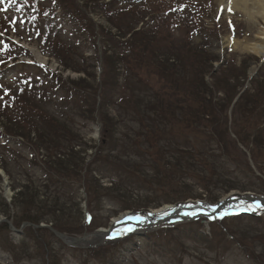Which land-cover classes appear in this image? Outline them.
Segmentation results:
<instances>
[{"label":"rangeland","instance_id":"obj_1","mask_svg":"<svg viewBox=\"0 0 264 264\" xmlns=\"http://www.w3.org/2000/svg\"><path fill=\"white\" fill-rule=\"evenodd\" d=\"M99 1L0 0V218L14 222L24 213L11 204L19 191L26 196L36 191L42 209L34 207L33 213L81 228L77 235L82 236L107 229L124 213L146 217L165 206L176 207V212L186 202L214 205L242 193L264 196V59L232 44L252 42L264 27L260 17L247 12L255 11L252 1L251 10L245 11L243 0H233L230 10L226 0H118L116 6L124 9L143 2L146 9L151 4L158 10L152 16L161 12L155 19L149 15L145 26L150 28L149 37L158 41L151 44L156 58L169 59L176 68L185 65L188 55L167 51L171 42L196 54L192 56L196 65L189 69L205 75L213 90L212 96L208 90L206 101L210 99L208 105L219 119L214 115L200 129L176 133L181 123L174 130L165 127L152 109L146 111L150 120L141 124L147 125L145 132L133 118H120L112 105L108 111L117 122L112 140H103L102 122L93 121L88 110L93 92L99 94L105 45L98 34L95 42L89 40L81 27L87 21L101 34L109 28L103 10L92 5ZM64 7L80 22L65 14ZM181 24L183 30L178 29ZM54 39H60L58 52L50 42ZM35 53L47 61L38 60ZM56 55L69 58V65ZM86 57L92 58L84 61ZM57 79L80 96L64 97ZM150 81V93L170 97L168 82ZM245 85L248 88L235 106V96ZM139 91L146 96L132 100L129 108L149 100L155 105L146 90ZM82 95L87 102L82 103ZM192 99L195 103L198 95ZM22 100L36 103V111H46L53 120L21 113ZM165 108L167 113L166 104ZM169 145L172 151L176 147L184 151L177 154L180 159H171L179 161L174 168L164 166L168 157L155 156ZM254 210L257 219L179 221L153 230L136 229L110 241L90 237L75 247L62 244L51 232L34 235L25 227L18 234L2 226L0 264H264V209Z\"/></svg>","mask_w":264,"mask_h":264},{"label":"trees","instance_id":"obj_2","mask_svg":"<svg viewBox=\"0 0 264 264\" xmlns=\"http://www.w3.org/2000/svg\"><path fill=\"white\" fill-rule=\"evenodd\" d=\"M92 1L94 2L96 0ZM116 3L117 2L115 1L104 3V1L101 0V2L99 1V3L96 2L94 6L96 10L97 8L103 10L107 21L110 23V26L112 28L117 30L118 35L117 38L116 34H113L110 28H104L102 29L103 34L100 33V38H102L101 40H103L105 45L102 60L103 74L98 85L99 94L93 92V96L91 97L93 105H90L92 109H88L90 115L94 116H92L93 121L96 122L97 118H99L102 122V130L104 132L103 140H112L114 137L113 134L117 122H115V117H112L108 111V109L112 105L117 107L116 113H118V116L120 118H122L123 120H127L131 117L136 123H139L140 125L142 124V122L145 121L147 123V121L150 120V116L147 115L146 111L153 109L155 115L163 120L161 121V123L165 127H167V125H171L172 129L174 130L177 127L176 124L178 122L181 123L182 127L179 129V131H176V133H185L186 129H194L195 127H197L196 129H200L204 127L203 125H206L205 121L210 122V118L214 115V119L218 120V112L215 111V108L212 109L211 105H208L210 103V99L209 101H206V94H209V92H211L212 96L213 90L209 88V85L204 80L205 75L203 76V73L200 72L197 68L193 72L189 69L196 65V63L194 62V57H192L196 54L187 49L185 45L171 42L172 45L167 46V51L172 53V56H181L182 53L188 55L186 57H189L187 58L189 62L186 59L185 65L182 64L180 69L176 68L177 64L175 65L174 62H169V59L166 62H164L163 60H159L158 58H156V49L152 48L151 46V44H157L158 41L152 40L149 37V31L146 30L145 27L141 28L140 30H135L138 22H140L136 16L140 17V19L142 20V16L147 12H144V14L142 15L141 11L138 10L125 11L123 10V8H116ZM127 35H129V37L125 38ZM121 38H125L126 40H122ZM169 39L170 37L167 38V40ZM173 43L176 44L175 47L173 46ZM137 46H139V48L135 50L134 48H136ZM137 50L142 51V54L137 52ZM131 55L132 58L130 57ZM135 55L137 57H134ZM63 56L65 57L67 56V54ZM58 57L62 60V63H64L65 65H69V63H67L69 58L63 59V57ZM121 68L123 69L122 71H120ZM79 69L80 68H77L76 70ZM152 78L154 80L157 79L158 82H168V86L170 87L168 90H172V92L168 93L170 94V97L168 96L166 98L162 96L158 91H156V93L149 92L150 90H153V88L150 86V79ZM74 83L75 82L73 81L72 84ZM196 84L197 87H195ZM139 89H142L144 91L146 90L148 94H150L155 99V105L152 103V101L149 100L148 102L140 106L135 103V106L131 105L129 108L127 104L132 102V100L135 101L136 99H142L144 98L143 96H146V94L143 91H139ZM72 93H74V91L70 92V94ZM119 93H121L122 95L121 97L119 96L118 99L116 98V96ZM75 94H77V96L72 95L73 98L80 96V94H78L77 92ZM141 94H143V96H141ZM195 95H198V100L193 103L194 100L192 98ZM81 98L82 103L88 101L84 97V95H82ZM165 104L167 106V110L169 109L167 113L165 112ZM21 107L24 108L21 110L22 112H35L36 116L39 119H43L44 121H47L48 119L51 121L53 120L46 111H36V103L31 104L25 100H22ZM172 107L180 110L178 114L177 112L173 111ZM212 110L214 113H211ZM142 128H145L146 131H144L148 132V129H146L147 125H145V127L142 126ZM59 135L61 137L65 136V134L63 133ZM116 147L117 145H115V148ZM183 152L184 151H181L178 147H176L174 151H172V146L169 145L166 146L165 150H160L159 152H157L160 156L158 154H155V156L159 157L160 159L168 157L169 159L166 161L164 166L166 165L174 168V166L177 165L179 161H172L171 159H180L177 154H184ZM154 163L158 164L156 160H154L153 164ZM66 168L64 169L66 170ZM37 197L38 194L36 191L30 196H26V193L22 191L17 192L11 204L13 208L22 209L24 213H20L21 217H18V220L16 219V221L13 222V225L18 227V225L20 226L22 222H31L34 224H38L44 221L46 223H52L53 226L59 231L69 234L79 233V230L81 228L74 229L67 227V225L60 224L59 220L57 219L56 221H54L53 218L52 220L48 221V219L45 217L46 213H40L42 216L33 213L31 210L34 207L39 206L36 202ZM5 206L8 210L9 205L5 204ZM38 208L42 209V207L40 206ZM243 218L257 219V217L247 216ZM2 226L3 228L8 229V225H6L5 223H3L0 228ZM28 229L31 230V233L34 235H37L42 231H47V229L35 230L32 227H28Z\"/></svg>","mask_w":264,"mask_h":264},{"label":"bare ground","instance_id":"obj_3","mask_svg":"<svg viewBox=\"0 0 264 264\" xmlns=\"http://www.w3.org/2000/svg\"><path fill=\"white\" fill-rule=\"evenodd\" d=\"M232 1L233 0H226L225 1L228 9L231 8ZM250 1H252V5L255 7V11L251 12L248 10V9H250V8H248L249 0H243V3H245V5H243L244 9H246L245 11L248 10L247 12H250L251 16H253V17H256V16L260 17L264 23V0H250ZM259 32L260 33L255 37V39L252 42H249V43L247 42L246 44H244V43L239 42V41H235V42L233 41L232 42V44H234L233 47L238 48V50L241 49L242 51L249 52L251 54L260 55L264 59V27ZM37 58L41 61H44V62L47 60L45 57H42L39 54H37ZM125 215H126V213L122 214L118 218L124 217ZM118 218H116V219L118 220ZM113 220H115V219H113ZM129 231H130V229H129ZM101 235H103L102 232H101Z\"/></svg>","mask_w":264,"mask_h":264},{"label":"water","instance_id":"obj_4","mask_svg":"<svg viewBox=\"0 0 264 264\" xmlns=\"http://www.w3.org/2000/svg\"><path fill=\"white\" fill-rule=\"evenodd\" d=\"M247 199L248 200H251V198H247ZM257 199H258L259 202H261V203L264 204V199L263 198H257ZM172 217H173L172 215L165 216L164 218L158 220L157 222H153L152 224L150 223L149 226H151V228H152L153 226H157L159 224L164 223L166 220L172 219ZM3 221L6 222V223H8V225H10V227L13 230H15L17 232H20L21 231V230H18L16 228H14L13 225H11V222L8 219H6V218H0V223L3 222ZM45 226L47 228H49L58 238H60L62 241H64L67 244H70V245H77L80 242L85 241L88 237L98 236V235L100 236L101 235V233L95 232V233L88 234V235H85V236H82V237L68 236V235H66L64 233H58L54 228H52V227H50V226H48L46 224L34 225V227H36V228L45 227ZM101 236H103V235H101Z\"/></svg>","mask_w":264,"mask_h":264},{"label":"snow or ice","instance_id":"obj_5","mask_svg":"<svg viewBox=\"0 0 264 264\" xmlns=\"http://www.w3.org/2000/svg\"><path fill=\"white\" fill-rule=\"evenodd\" d=\"M230 10V9H229Z\"/></svg>","mask_w":264,"mask_h":264}]
</instances>
